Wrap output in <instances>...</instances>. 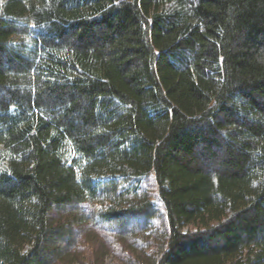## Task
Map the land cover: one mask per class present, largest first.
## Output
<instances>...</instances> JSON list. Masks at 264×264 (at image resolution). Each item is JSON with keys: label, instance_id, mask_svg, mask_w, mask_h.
I'll return each instance as SVG.
<instances>
[{"label": "trees", "instance_id": "trees-1", "mask_svg": "<svg viewBox=\"0 0 264 264\" xmlns=\"http://www.w3.org/2000/svg\"><path fill=\"white\" fill-rule=\"evenodd\" d=\"M157 223L134 264H264V0H0V264Z\"/></svg>", "mask_w": 264, "mask_h": 264}, {"label": "rangeland", "instance_id": "rangeland-1", "mask_svg": "<svg viewBox=\"0 0 264 264\" xmlns=\"http://www.w3.org/2000/svg\"><path fill=\"white\" fill-rule=\"evenodd\" d=\"M82 228L85 238H90L93 242L92 251L95 255L91 260L92 262L97 261V264H134L135 259L145 257L149 261V257L152 259L155 257L156 248L162 245L164 239V230L158 223L150 229L141 230L137 239H124L121 246L118 242L116 244L112 242L111 234L97 230L90 224Z\"/></svg>", "mask_w": 264, "mask_h": 264}]
</instances>
